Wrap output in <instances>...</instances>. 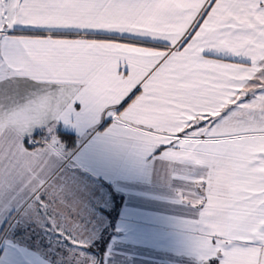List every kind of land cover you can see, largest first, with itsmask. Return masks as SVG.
<instances>
[{
    "label": "crops",
    "instance_id": "0c3cea01",
    "mask_svg": "<svg viewBox=\"0 0 264 264\" xmlns=\"http://www.w3.org/2000/svg\"><path fill=\"white\" fill-rule=\"evenodd\" d=\"M69 171L118 202L95 264H264V0H0V264H64L20 241Z\"/></svg>",
    "mask_w": 264,
    "mask_h": 264
},
{
    "label": "rangeland",
    "instance_id": "374dc122",
    "mask_svg": "<svg viewBox=\"0 0 264 264\" xmlns=\"http://www.w3.org/2000/svg\"><path fill=\"white\" fill-rule=\"evenodd\" d=\"M215 118L206 119L202 128L212 129L220 126L218 124L222 119ZM106 190L86 175L67 172V189L64 188L60 193L62 196H67V215L63 216L50 210L48 222L55 227L49 234L48 231L44 234L45 241L49 242L48 239H50L49 243L56 245L55 250L42 249L37 243L36 236L33 242L31 240L33 236L29 235L30 229L25 232L29 235V241H20V243L25 246L33 245L35 253L50 255L64 264H95L97 257L95 249L100 247L102 237L108 231L111 222L110 214L112 213L105 211L111 207V199ZM39 204V199L31 201L21 213L22 220L37 223L42 212ZM16 236L14 233L9 234V237L13 239ZM4 238L0 236V247Z\"/></svg>",
    "mask_w": 264,
    "mask_h": 264
},
{
    "label": "trees",
    "instance_id": "16d2710c",
    "mask_svg": "<svg viewBox=\"0 0 264 264\" xmlns=\"http://www.w3.org/2000/svg\"><path fill=\"white\" fill-rule=\"evenodd\" d=\"M127 102H128V100L125 103H127ZM58 133H59V136L61 137V139L63 141L69 142V144L71 146H73L74 137L71 134L64 132V131H58ZM117 205H118V202L116 200V197H113V203H112L111 207H109V209L105 210V211L108 213L111 212L112 216H113V214H115V212L117 211V207H118ZM112 216L110 218L111 222H112V218H113ZM109 234H110V232H106L105 235H103L102 240H101V245H99L100 247H97L95 249V252L98 253V256L101 254V250H102L103 246L105 245L107 238L109 237Z\"/></svg>",
    "mask_w": 264,
    "mask_h": 264
},
{
    "label": "built area",
    "instance_id": "2783aa9c",
    "mask_svg": "<svg viewBox=\"0 0 264 264\" xmlns=\"http://www.w3.org/2000/svg\"><path fill=\"white\" fill-rule=\"evenodd\" d=\"M37 143V141L35 140V139H33V138H31V139H29V144L30 145H34V144H36ZM80 143H78L77 145H79Z\"/></svg>",
    "mask_w": 264,
    "mask_h": 264
},
{
    "label": "water",
    "instance_id": "95a60500",
    "mask_svg": "<svg viewBox=\"0 0 264 264\" xmlns=\"http://www.w3.org/2000/svg\"><path fill=\"white\" fill-rule=\"evenodd\" d=\"M96 264H99V262H98V263H96Z\"/></svg>",
    "mask_w": 264,
    "mask_h": 264
}]
</instances>
